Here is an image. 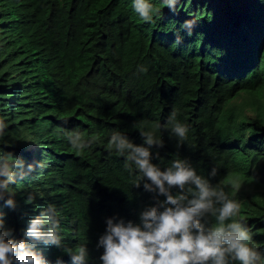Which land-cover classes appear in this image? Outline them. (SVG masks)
Returning a JSON list of instances; mask_svg holds the SVG:
<instances>
[{
    "label": "trees",
    "instance_id": "1",
    "mask_svg": "<svg viewBox=\"0 0 264 264\" xmlns=\"http://www.w3.org/2000/svg\"><path fill=\"white\" fill-rule=\"evenodd\" d=\"M132 2L0 0V118L9 125L0 155L22 160L25 170L43 165L10 186L15 211L0 201L6 227L21 239L28 221L53 205L65 246L87 245V264H101L106 219L138 223L153 203L108 142L119 132L140 145V130L166 124L175 111L188 140L178 148L169 130H156L164 147L152 149L153 163L163 170L187 159L224 188L264 252V0H180L175 12L149 0L162 13L151 23ZM189 19L197 21L191 36L181 27ZM76 132L91 148H72L68 135ZM29 193L35 200L27 204ZM36 250L49 264H72L55 246Z\"/></svg>",
    "mask_w": 264,
    "mask_h": 264
},
{
    "label": "clouds",
    "instance_id": "2",
    "mask_svg": "<svg viewBox=\"0 0 264 264\" xmlns=\"http://www.w3.org/2000/svg\"><path fill=\"white\" fill-rule=\"evenodd\" d=\"M163 3L175 12L180 0H163ZM132 8L148 23L153 22L154 15L162 14L149 0H133ZM196 24L195 19H189L181 27L191 36ZM238 24L234 22L235 27ZM182 41L183 37L177 34L175 44ZM8 127L0 118V139ZM162 128L177 138L178 148L188 140L189 126L178 122L176 112L172 111L166 124L158 123L154 130L139 131L143 140L140 145L119 132L113 133L108 142V151L114 150L124 157L125 169L130 175L136 174L133 187L139 189L142 185L145 192L153 194V203L139 212L138 223L118 216L106 219L105 231L97 243V248L103 249L99 256L101 264H264V252L254 246L253 233L245 222L236 219L241 209L238 200L198 175L187 159L173 160L163 170L153 163V159L159 158V152L154 156L152 149L164 147L163 139L156 135V130ZM68 140L77 153L94 143L85 141L78 132L69 134ZM42 166L41 162L29 164L25 170L22 160L0 155V201L4 207L16 210L17 201L10 186ZM216 175L217 168L213 167L210 176ZM230 186L236 192L242 187L235 180ZM34 200L29 193L25 203ZM209 217L215 219V224L209 223ZM5 218L6 213L0 211V264H49L36 250L38 244L61 249L72 264H87V245L73 250L63 243L55 206L48 205L29 220L21 239L15 238L14 229L6 227ZM56 264H63L62 259L57 258Z\"/></svg>",
    "mask_w": 264,
    "mask_h": 264
},
{
    "label": "rangeland",
    "instance_id": "3",
    "mask_svg": "<svg viewBox=\"0 0 264 264\" xmlns=\"http://www.w3.org/2000/svg\"><path fill=\"white\" fill-rule=\"evenodd\" d=\"M245 113L246 114H243L244 116L248 117V118H251L252 117V113L249 111V108L245 110Z\"/></svg>",
    "mask_w": 264,
    "mask_h": 264
}]
</instances>
